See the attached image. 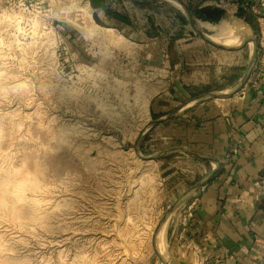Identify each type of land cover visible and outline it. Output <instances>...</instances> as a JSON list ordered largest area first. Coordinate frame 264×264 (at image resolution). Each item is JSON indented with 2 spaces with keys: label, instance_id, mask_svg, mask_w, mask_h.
Segmentation results:
<instances>
[{
  "label": "rangeland",
  "instance_id": "obj_1",
  "mask_svg": "<svg viewBox=\"0 0 264 264\" xmlns=\"http://www.w3.org/2000/svg\"><path fill=\"white\" fill-rule=\"evenodd\" d=\"M135 4L133 26L148 37L202 40L172 2ZM86 5L92 12L91 0H0V264H160L168 255L154 233L187 168L145 161L135 144L170 71L135 34L86 21ZM195 17L219 25L215 42L225 46L229 33L250 39L237 23L256 32L233 9L218 21ZM208 44L220 71L239 63ZM249 44L233 45L246 46L244 68ZM148 131L144 157L157 153L143 142Z\"/></svg>",
  "mask_w": 264,
  "mask_h": 264
},
{
  "label": "crops",
  "instance_id": "obj_2",
  "mask_svg": "<svg viewBox=\"0 0 264 264\" xmlns=\"http://www.w3.org/2000/svg\"><path fill=\"white\" fill-rule=\"evenodd\" d=\"M183 1L195 16L202 9L217 8L221 0ZM223 1L227 2L223 12L233 9L234 13V3L240 2ZM95 12L103 25L94 19ZM139 12L135 3L99 0L91 13L97 27L135 34L133 40L149 48L152 63L170 71V83L153 99L150 112L153 120L171 117L152 126L143 142L156 145L157 153L184 149L218 162L211 179L181 202L168 220V264H264V80L255 77L257 57L248 81L237 94L203 98L173 114L203 94L232 91L251 55L244 68L245 45L238 51H226L227 58L238 57L239 63L220 71L221 54L203 39L150 38L149 32L135 29ZM237 14L255 29L251 17L241 10ZM230 34L222 40L231 47L246 40ZM149 38L151 42L146 43ZM219 78L222 85L210 88ZM170 159L176 160L175 166L187 168L185 177L179 179L178 198L217 167L181 150L162 158L167 163ZM174 165L169 163L166 170L173 172Z\"/></svg>",
  "mask_w": 264,
  "mask_h": 264
},
{
  "label": "water",
  "instance_id": "obj_3",
  "mask_svg": "<svg viewBox=\"0 0 264 264\" xmlns=\"http://www.w3.org/2000/svg\"><path fill=\"white\" fill-rule=\"evenodd\" d=\"M119 1H125V2H131V3H142V2H150V1H163V0H119ZM164 1H169V2H176L179 5H181V7L183 8V14L186 16L189 25L191 26V28L193 29V31L195 32V34H197L201 39H203L204 41L213 44L219 48H222L224 50L227 51H233V50H237L240 47H231V46H225V45H221L220 43H217L215 41H213L209 35L207 33H205L202 29L199 28L198 26V19L194 16V14L192 13L191 9L188 7V5L183 1V0H164ZM250 39L253 42V50H252V54H251V58L249 61V65L247 67V70L245 71L243 77L241 78L240 82L238 83V85L232 89V91L230 92H210V93H206L203 94L201 96H198L194 99H192L191 101L183 104L179 109H177L173 114L177 113L179 110H181L182 108H184L185 106L189 105L190 103H193L195 101H198L200 99L203 98H220V97H229L232 95L237 94L241 88L245 85V83L248 81L251 71L253 69V66L255 64V60L257 57V42L256 39L253 37V35H251ZM249 38H247L245 40V42L250 41ZM172 114V115H173ZM170 116L164 117V118H160V119H155L152 120L140 133L136 144H135V150L138 154V156L140 158H142L145 161H155V160H159L162 159L170 154H172L175 151H183L184 153H186L188 156L191 157H195L198 159H204V160H209L212 161L213 163L216 164V168L213 169L210 173H208L203 179H201L200 181H198L197 183H195L192 187H190L183 195H181L167 210V212L165 213V215L162 217V219L160 220V222L157 225V228L155 229V233H154V242H155V249L156 251H158L159 253V248L157 249V235L159 233V231L161 230L162 226L167 223V221L169 220L171 214L175 211V209L179 206V204L181 202H183L190 194H192L193 192H195L198 188H200L201 186H203L207 181H209L211 179V177L216 173L217 169H218V162L214 161V159H211L209 157L206 156H202V155H198V154H194V153H190L185 151L184 149H172V150H168V151H164V152H159L156 153L154 155H150V156H146L144 157L143 155H141L140 150H139V145L141 142V139L143 137V135L145 134V132L150 129L152 126L163 122L164 120H166L167 118H170ZM161 258V264H168L167 261V256L166 255H160Z\"/></svg>",
  "mask_w": 264,
  "mask_h": 264
},
{
  "label": "built area",
  "instance_id": "obj_4",
  "mask_svg": "<svg viewBox=\"0 0 264 264\" xmlns=\"http://www.w3.org/2000/svg\"><path fill=\"white\" fill-rule=\"evenodd\" d=\"M227 2L221 0L216 3L219 8L225 7ZM235 13L239 10L253 19L257 27L255 34L258 56L255 66V77L264 80V0H240L234 3Z\"/></svg>",
  "mask_w": 264,
  "mask_h": 264
},
{
  "label": "bare ground",
  "instance_id": "obj_5",
  "mask_svg": "<svg viewBox=\"0 0 264 264\" xmlns=\"http://www.w3.org/2000/svg\"><path fill=\"white\" fill-rule=\"evenodd\" d=\"M172 3L176 6V7H178L182 12H183V8L181 7V5H179L178 3H176V2H174V1H172ZM84 14H83V18L86 20V21H88V20H92L93 21V17H92V13H91V10H90V7L88 8V5H86V6H84ZM95 22V21H94ZM225 22H226V20H225ZM237 23V22H236ZM225 23L224 22H222L221 23V26H223ZM238 24V26L241 28V30H242V32L248 37V36H250L251 37V33H250V31H249V29L245 26V25H243V24H241V23H237ZM198 26H199V28L200 29H202V30H212V31H214V30H217V32L215 33V34H211V35H209V37L213 40V41H215V40H218L219 38H221V37H215L214 35H217L219 32H220V26L218 25V26H215V25H213V24H209V23H201V22H198ZM107 31H112V29H110V28H107L106 29ZM115 31V30H114ZM207 32V31H206ZM113 33V32H112ZM207 33H209V32H207ZM211 33V32H210ZM214 33V32H213ZM113 35V34H112ZM112 37V36H111ZM107 39V38H106ZM115 44V43H114ZM251 45H252V49H253V42H252V40H251ZM145 175V174H144ZM143 175V176H144ZM140 179H142L141 177H140ZM136 192V191H135ZM80 218V217H79ZM167 226H168V221H167V223H165L163 226H162V228H161V232H162V236H163V245H164V251H165V249H166V245H167V243H166V235H167ZM101 237V236H100ZM99 237V238H100ZM64 239V238H63ZM66 240V239H65ZM117 246V245H116ZM61 262V261H60ZM59 262V263H60Z\"/></svg>",
  "mask_w": 264,
  "mask_h": 264
},
{
  "label": "trees",
  "instance_id": "obj_6",
  "mask_svg": "<svg viewBox=\"0 0 264 264\" xmlns=\"http://www.w3.org/2000/svg\"><path fill=\"white\" fill-rule=\"evenodd\" d=\"M99 0H91V4L94 8L97 7ZM222 12L220 9L215 8H205L200 11L195 12L196 16L203 19V20H209V21H218L221 18ZM94 19L98 24L103 25L101 21L99 20L96 12L94 13Z\"/></svg>",
  "mask_w": 264,
  "mask_h": 264
}]
</instances>
